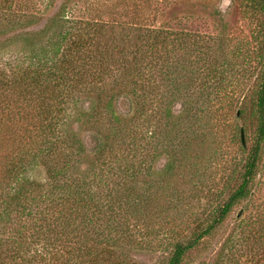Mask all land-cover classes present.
Here are the masks:
<instances>
[{
    "label": "trees",
    "instance_id": "obj_1",
    "mask_svg": "<svg viewBox=\"0 0 264 264\" xmlns=\"http://www.w3.org/2000/svg\"><path fill=\"white\" fill-rule=\"evenodd\" d=\"M99 1L61 2L30 29L47 7L0 0V28L17 30L0 41V264H142L147 253L158 254L153 264H190L240 205L261 211L239 218L242 230L213 264H264V0L241 2L246 17L259 16L248 42L229 48L223 34L206 50L188 31L150 24L159 12L148 19L146 6L141 17L136 2ZM15 42L22 57L7 59L3 49ZM122 83L136 105L117 113ZM81 95L97 97L85 122L107 131L99 123L111 117L107 133L87 143L73 127ZM172 96L183 105L177 114ZM147 119L162 130L157 142L154 132L145 141ZM250 122L248 148L241 132ZM151 148L165 160L145 188ZM88 151L93 161L82 169ZM208 170L210 181L222 171L223 187L211 190Z\"/></svg>",
    "mask_w": 264,
    "mask_h": 264
},
{
    "label": "rangeland",
    "instance_id": "obj_2",
    "mask_svg": "<svg viewBox=\"0 0 264 264\" xmlns=\"http://www.w3.org/2000/svg\"><path fill=\"white\" fill-rule=\"evenodd\" d=\"M66 0H55V5L52 4V1L50 0H37V2H41L43 5L42 9L47 7V10L45 13H42V10L37 11L41 13L40 15L36 14L39 20V23L35 25V27H30V29H39L41 28L46 21V18L50 17L54 10L58 8L59 4L61 2H65ZM76 0H70V2H74ZM99 2H111L109 5H115L114 3L119 2L118 0H109V1H99ZM130 2H136L137 4H140V13L138 12L139 16L142 15V7L146 6V18H153V15H156L157 12H159V16L155 19H153V23H150L152 25L157 24L158 26L165 23L166 25L173 27V29H179L183 31H188L190 34H192L196 41H197V47L201 49V47L208 48L212 45L213 48H216L218 45V38H220L221 35H225L227 38V46L229 48L235 46V45H244L245 42H248L249 40L247 38H250L251 31H255L258 27L259 22V16L253 11H250V17H246L242 12V4H246L251 2L250 0H130ZM207 2H210L209 4ZM233 2V3H232ZM242 2V4H241ZM150 3V6H148ZM232 3V8H230V5ZM39 6V5H38ZM123 6V5H120ZM220 7L222 10V14L215 13V7ZM157 8V10H155ZM120 13H123V8H115ZM35 15V16H36ZM143 17V16H141ZM150 20V21H151ZM148 23V22H147ZM21 24H26V22H23ZM12 26L2 27L0 28V41L5 42L7 40H13L11 38L13 33H16L17 30L12 31ZM19 28L16 26L14 29ZM12 32V33H11ZM3 40V41H2ZM213 40V41H212ZM11 42V41H9ZM1 44V43H0ZM193 44V43H192ZM191 44V46H192ZM19 45V44H18ZM17 45V42H15L12 45L6 46L3 49V52H5V57L7 59L15 58L20 59L22 57V53H20L21 47ZM255 46V44L251 45ZM218 47V46H217ZM255 47H253L254 49ZM2 51V50H1ZM201 62L197 63V66H200ZM256 78L254 76H248L246 79H243L244 86L247 88H251L255 84ZM127 83V82H126ZM122 83L120 84V91H118L119 95H117V100L114 101V105L117 107V113L125 112L127 108H129L131 105V108L134 110L135 108V99L133 96H129L130 86H126ZM198 95H195L196 99L198 98ZM81 99L78 103V109L77 113L78 116L80 115L81 121L75 122L74 126L76 130L79 132V136L84 139V141L87 143L88 135H100V134H106L110 127V120L101 118L100 125L108 126L106 129L107 131H104L101 128L94 127L91 123L85 122L86 118H89L92 112H86V110L91 106L92 102L88 99H94L97 98L95 95L93 97H88L87 95H81ZM110 96H107L105 98V101H108ZM174 100V112L175 114L178 113L179 109L181 110L183 105H178L176 100L180 97L172 96ZM202 98V96H201ZM90 99V100H91ZM195 99V100H196ZM105 101H101L100 104H97V108L105 109ZM97 102V101H96ZM132 102V104H131ZM118 104V106H117ZM100 106V107H99ZM155 104L151 103L150 107L154 108ZM131 110V109H130ZM94 112V111H93ZM131 116L134 115L133 111L130 112ZM88 115V116H87ZM130 116V117H131ZM104 121V122H103ZM106 121V123H105ZM176 121V118L171 119H162V124L159 126H163L165 128V124H168L169 127L173 125V122ZM211 119L210 116L207 115V123H210ZM244 121L240 120L239 124H243ZM118 125V124H117ZM112 126V125H111ZM157 127L156 120H150L147 119L142 122V132L146 135V142H149L151 132H154L156 134V139L153 140L157 142V138L159 135L162 134V130L160 127ZM255 123L250 122L249 128L244 132L245 133V140L246 145L248 148H251L256 141V130H255ZM158 136V137H157ZM226 142V141H224ZM229 143V142H226ZM225 149L226 147L223 146ZM238 148V142L235 143V147L233 149ZM151 157L149 158V164L153 165V168H151V171L148 172V174L143 176V185L144 187H149L152 180L156 179L157 172L161 165L160 163L164 162V154L156 157V151L154 152V148H151ZM166 152V151H165ZM167 153V152H166ZM169 154V153H167ZM166 154V156H168ZM238 158L240 159V154L238 155ZM93 161V154H91V151H88L87 154H84L83 157L80 159L79 166L82 167V169H86L90 162ZM222 162H225L223 159ZM155 171V172H154ZM217 175L216 179L211 180V172L208 170L205 173L206 182H209V186H213L211 190H214L215 188L223 187L224 183V177H222V171L216 170ZM215 175V174H214ZM221 178V179H220ZM261 181V199H264V173L260 176ZM142 185V183H140ZM251 204V203H250ZM258 211H261V208L256 206H250L247 209H244L242 205L237 206L234 211L232 212L229 219L226 221L225 225L218 230V232L210 238L208 247L206 249H202L196 252H192L190 255L189 262L190 264L193 263H199V264H213L219 255L220 248L222 247L223 243L226 241V239L229 237L233 231H240L242 230L239 224V218H245L248 219L249 213H255ZM251 247V246H250ZM241 249L244 252H249V247L247 245H242ZM140 260L142 264H153L157 258L159 257L158 254L153 253H147V254H140L139 255ZM193 262V263H192Z\"/></svg>",
    "mask_w": 264,
    "mask_h": 264
},
{
    "label": "water",
    "instance_id": "obj_3",
    "mask_svg": "<svg viewBox=\"0 0 264 264\" xmlns=\"http://www.w3.org/2000/svg\"><path fill=\"white\" fill-rule=\"evenodd\" d=\"M241 138H242L243 144L246 145L245 133H244V130L243 129H242V132H241Z\"/></svg>",
    "mask_w": 264,
    "mask_h": 264
}]
</instances>
